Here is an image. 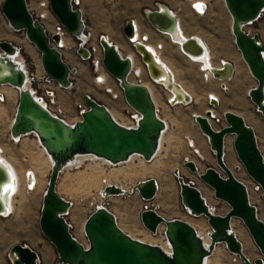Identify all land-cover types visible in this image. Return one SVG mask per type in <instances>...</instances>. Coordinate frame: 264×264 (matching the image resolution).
I'll return each mask as SVG.
<instances>
[{"label":"water","instance_id":"water-1","mask_svg":"<svg viewBox=\"0 0 264 264\" xmlns=\"http://www.w3.org/2000/svg\"><path fill=\"white\" fill-rule=\"evenodd\" d=\"M48 1L51 12L66 30L72 35L80 34L84 28L83 13L79 8H73L72 0ZM224 3L232 19L231 32L235 46L256 81V85L249 88L248 97L264 118V43L258 33H251L246 29L263 15L264 0H224ZM159 4L167 9L164 3H157ZM0 10L14 30L24 31L26 39L38 51L46 75L64 86H69V76L75 70L64 62L58 50L49 45V37L44 27L28 11L26 0H4ZM144 17L151 27L167 34L174 33L176 19L168 10H145ZM122 32L125 37H134L132 19L125 22ZM52 38L57 42L59 37L54 34ZM100 43L103 47V67L109 75L120 80L125 101L141 113L135 128L121 125L104 104L88 94L82 96L86 109L81 113V120L67 126L62 119L46 110L29 90L20 91L15 118L10 127L14 135L35 132L37 129L44 133L40 142L54 163L42 196L39 227L43 236L55 248L58 258L68 264H203L215 245L221 243L244 264H264V221L258 217L256 206L250 202L246 185L233 174L238 167L231 169L225 163V138L232 136L236 156L249 179L260 185V199L263 202L264 158L254 129L242 116L230 110L223 113V123H219V118L210 110L194 116L200 131L207 137L215 165H209L197 174L198 168L193 161L186 160L183 164L213 190L215 198L228 204V210L224 214L213 212L192 182L180 174L178 169L173 173L179 187L181 203L195 218L203 217L207 221L210 228V243L207 247L189 222L181 218L167 219L155 209L142 210L140 221L152 233L159 226H164L165 238L171 247L168 254L158 245L133 238L123 231L117 225L115 215L107 207L96 208L87 216L84 224L87 247L71 236L67 221L62 215L70 203L57 191L58 178L64 163L80 151L111 162L127 160L133 154L150 161L157 153L159 138L165 128L163 121L156 117L155 104L148 88L127 81L132 66L131 59L128 56L123 57L115 45L107 40L101 39ZM178 43L180 49L193 58H200L204 54V46L193 36ZM135 49L141 52V60L147 62L150 75L156 78V72L149 66L148 56L139 48L137 42ZM0 52L7 57L15 53V47L8 40H0ZM79 52L85 51L79 48ZM220 65L221 67L210 68L213 77L218 80L229 78L232 64L222 60ZM24 82L25 77L21 70L13 75H6L3 81L0 80V84L13 86H22ZM209 104L212 108L218 106L215 99L210 100ZM210 120L218 122L219 128L215 129ZM60 141L65 145L57 150ZM4 176H8L5 171ZM157 189V181L149 177L143 184L134 186L132 192H137L143 200H153ZM122 193L124 191L113 184L105 187L106 196ZM0 204L3 207L2 201ZM233 218L241 220L248 230L258 248L256 258L250 259L243 252L241 242L231 230ZM11 251L16 254V259L11 260L10 264H35L38 257L34 249L23 244L12 246Z\"/></svg>","mask_w":264,"mask_h":264},{"label":"rangeland","instance_id":"rangeland-1","mask_svg":"<svg viewBox=\"0 0 264 264\" xmlns=\"http://www.w3.org/2000/svg\"><path fill=\"white\" fill-rule=\"evenodd\" d=\"M157 3H164L178 16L184 35L187 37H200L206 43L208 49L210 50V56L213 63L214 61L211 49L214 56L216 58L219 57L218 62L221 59L226 61L222 58V56L233 59L234 61H241L239 59L240 53L235 46L234 38L231 32L232 19L225 7L224 0H209V7L203 14L196 13L191 8V4H189L186 0H79L77 7L82 10L86 30L91 33L94 41L98 40L102 36L109 37L111 41L120 48V51L124 56L132 55L134 57L135 62H137V64L135 63L136 68L142 71L140 67L141 61L134 54L131 45L125 40L122 28L127 20L134 19L136 24L138 23L140 26V38L143 39V36L146 37V44L152 45L159 52L156 45L161 43L162 47H164L165 44L163 42V36L154 33L153 38H149V35L145 30L146 28H149V23L144 17V11L156 10ZM247 29L251 32H257L264 43V13L257 21L250 26H247ZM167 37L170 39L169 36ZM4 39L11 40V42L21 45L20 51L22 58L27 61L31 71H35L38 64L40 66L41 62L38 51L26 38H24L22 32H15L9 29V25L0 11V40ZM171 50H173L175 53L174 56L177 57L178 60L177 68H175L176 72L170 63L161 55V51L159 54L172 68L174 75L176 76V73L178 74V78L176 76L177 80L184 85L189 94L193 97L194 102L188 106L176 105L174 107H165V104L162 105V103L158 100V97H160L161 102H164V94L159 86L151 81H144V84L148 85L152 89L157 103L162 106L161 114L163 115L161 116L169 122L170 129L168 130V133L170 135H167L165 149L159 156L160 158H156L153 161L154 163L148 162L146 164H142L143 166L141 167H143V169H140V164H137L139 163L138 161L134 164H129V166L127 164H122L121 166H126V169L123 170L124 173L121 172V174H119V179H117V181L120 185L130 189L138 183L145 181L149 177L157 179L159 189L157 190L156 196L151 203L153 206L157 207V212L167 218L184 219L196 227V229L207 233L209 230H205L203 217L192 218L184 212L180 200L179 187L175 176L173 175V170L177 168L181 170L182 175L187 177V179L189 178V180H193L195 186L200 189L201 194L207 199L208 204L212 206L216 213L224 214L228 210V204L215 198L213 190L204 184L197 175L190 173L183 165L187 158L196 163L200 172L204 171L209 165H215V158L210 150L208 140L199 130L193 119L194 114H204L206 110L212 109L208 99L210 92L208 91V93L205 94L203 91L213 88L220 95V104L216 109H214L217 111L216 118H219V123H223V113L230 110L242 116L246 120L247 124L253 127L263 158L264 118L257 112L256 107L248 97V90L250 87L255 85V79L249 74L247 67L242 61L240 64L238 63L234 76L226 83L216 80L212 74L211 78L204 79L203 72L196 70L195 64L192 60L189 58L185 60L179 55L176 45H172ZM67 54L74 55L73 52H65L64 57L66 62H70L69 64L71 66L76 67L77 72L72 77L71 88L59 90L57 92V97L63 107L65 118L70 120L72 123L77 120L80 111L79 106L84 105L82 96L88 94L95 97L100 103L105 104V106L111 109L118 120L123 123L126 122L122 99H111L110 95L104 92L103 86L94 83V74H92L88 64L77 60L75 56ZM214 65L219 66L215 63ZM238 77H240V79ZM242 78H245L243 79V82H241ZM105 81L107 80L105 79ZM237 81L240 88L237 87L234 94L233 87L237 84ZM223 83L228 87L229 91H224L221 88ZM109 84L116 88L113 80H109ZM36 85L37 83H34L33 86ZM9 88L6 89L7 97L2 93L3 96L6 97V101L4 103H0V110H2L0 113V148L2 149L4 156L11 161L25 177L26 185L25 187L22 186L23 190H21V194L16 196L14 213L8 217H0V264H10L11 248L16 244L34 247L37 251H39L42 260L40 264H52L54 257L57 256L55 248L43 236L39 227L42 195L48 182L50 166L41 151L37 139L33 136L26 137L16 145L8 142L7 130L12 125L19 98L18 91L13 88ZM170 97L171 94L168 93L167 98ZM195 100L199 103H195ZM202 105L205 107H202ZM211 123L215 129L219 128L218 122L211 121ZM232 140V136H229L226 139V163L231 169L235 166L239 167V170H234L235 177L247 186H250L252 181L245 173L243 166L236 156ZM191 142L194 143L193 148L190 146ZM196 151H198V153H196ZM23 158L27 160L23 161ZM37 160H39V162H37ZM87 163L91 166L93 165L95 169L90 165L88 166ZM35 165L38 167L40 166L44 170H37L39 181L41 183L38 182L34 190L28 191L26 175L30 168H34ZM110 169V167L102 165L101 163L94 164L90 160H86L80 168L68 171L70 174H75L78 170H85L87 173H91V176H93L91 178H94L93 180L95 185H92V188L90 187L89 189L78 187L79 184L76 182L77 179L72 177V175L67 174V171L61 172L59 175V194L72 202L68 218L73 221L74 231L77 236L80 235L79 225L84 216L92 212L95 205L98 203L100 190L105 184L110 183L111 181L108 176ZM97 170L99 171L97 172ZM143 170L145 172H143ZM134 172L136 173L134 174ZM140 173L143 175H140ZM95 174L98 177L95 176ZM124 176L125 178L123 179ZM97 183H99L98 186L96 185ZM250 201L256 206L258 213L264 216V209L261 205L262 200L256 193L250 192ZM141 204V197L136 192L132 195L112 196L107 203V207L116 214L119 227H121L125 232L137 237L138 239H146L147 241H153L157 242L156 244H160L162 242L161 236L159 234H150V232H148L141 224ZM83 225L81 223L80 226L83 227ZM233 228L240 241L244 244V251L246 255L250 259L256 258L259 253L258 248L253 242L242 221L237 218H233ZM215 256L216 257H212L213 261L211 264H223L225 261L229 260V258L227 259V257L225 258L220 255L219 250ZM235 264L244 263L238 259Z\"/></svg>","mask_w":264,"mask_h":264},{"label":"bare ground","instance_id":"bare-ground-1","mask_svg":"<svg viewBox=\"0 0 264 264\" xmlns=\"http://www.w3.org/2000/svg\"><path fill=\"white\" fill-rule=\"evenodd\" d=\"M186 1H188V2H191V4L193 5V4H197V5H200L201 7L200 8H198V9H202V8H204V2H205V0H186ZM161 4H159V5H157V9L156 10H162V9H165L166 11L168 10V13H170V14H172L174 17H175V19H176V23H175V29H174V33L173 34H167L166 32H163L162 30H158V31H160L161 33H164V34H166L167 36H169L170 37V39L175 43V45L180 49V45H179V43H178V41H180V40H182V39H186V38H188L186 35H184V33L182 32L183 30L181 29V25H180V20H179V18H178V16L170 9V7H168L167 5H165L166 7H167V9L164 7V6H160ZM83 21H84V19H83ZM9 25V24H8ZM85 25V24H84ZM133 26H134V37H133V40H134V42H137V44H139V48L143 51V53L145 54V55H147L148 56V60H149V66H150V68L152 69V70H154L155 72H156V80H158L159 81V83H163L166 87H168V88H170L172 91H173V94H171V97H172V100L173 101H176V102H182L183 104H188L189 102H194V100H193V97L189 94V92L187 91V89L184 87V85H182L178 80H177V78H176V76L174 75V72H173V70H172V68L169 66V64L168 63H166L165 61H164V59L161 57V55L159 54V52L156 50V48L155 47H153L152 45H148V44H146V42H147V38L145 37L144 39H141L140 38V32H139V30H140V26H139V24L137 23L136 24V22L134 21L133 22ZM9 27H10V25H9ZM246 29H247V27H246ZM160 33V34H161ZM193 37H195V38H197L199 41H200V43L204 46V49H205V51H204V54H202V56H200V58H193L192 56H189L188 58L190 59V60H193V61H198V63H199V65H200V67L199 68H201V69H204V68H206L204 71H205V76L206 77H212L213 76V74L211 73V70H210V68H212V67H216L215 65H214V63L212 62V58H211V56H210V50L208 49V47H207V45H206V43L200 38V37H197V36H193ZM104 39L105 40H107V42H110V43H112V44H114L115 46H116V48H117V50L119 51V53L123 56V57H125L123 54H122V52L120 51V48L114 43V42H112L111 41V39L108 37L107 39H106V36L104 37ZM145 39H146V41H145ZM69 41V39L67 38V39H65L64 40V42H65V44H67L66 42H68ZM17 51V50H16ZM67 55H70V56H73V55H71V54H67ZM128 57L131 59V63H132V66H133V69H136V70H138L139 71V73H141L142 74V71L140 70V69H138V68H136V64H135V59H134V57L132 56V55H128ZM74 58V57H73ZM75 59V58H74ZM71 60H73V59H71ZM68 61H70V60H68ZM200 61V62H199ZM70 63V62H69ZM75 63V62H74ZM73 63V64H74ZM238 64V63H237ZM236 67V66H235ZM234 67V70H237L236 68ZM242 69V68H241ZM18 70H21L22 72H23V74H24V77H25V82L23 83V85L22 86H11V85H4V83H2V85L0 86V90H1V92L4 94V95H6V97H7V91H6V89L7 88H9V87H11V88H9V89H15L16 91H18V94L20 93V91L21 90H29L30 92H33V87H32V83H31V81H30V77H29V71L27 70V68H26V66H25V64H24V59L22 58V55H21V52H19V53H15L14 55H9V56H4L3 55V52H0V80L1 81H3L4 80V77L6 76V75H13L14 74V72H16V71H18ZM211 74H212V76H211ZM245 75V74H244ZM238 76V75H237ZM100 77H101V82L100 83H104V82H106L105 81V79H106V75L105 74H103V73H101L100 74ZM241 77V76H240ZM240 77H238L239 79H240ZM243 77V76H242ZM105 78V79H104ZM236 78V77H235ZM238 79V80H239ZM243 79H245V78H242V81L241 82H243ZM107 80V79H106ZM216 80H218V79H216ZM127 81L128 82H131L132 83V81L131 80H129V79H127ZM218 81H221V82H225L224 80H218ZM236 82V81H235ZM234 82V83H235ZM152 83H154V82H152ZM240 83V82H239ZM247 83V82H246ZM155 84V83H154ZM242 84V83H241ZM145 85V84H144ZM157 85V84H156ZM108 86V85H107ZM147 88H148V90H149V92H150V94H151V97H152V100H153V102H154V104H155V106L157 107V108H159V104L157 103V101L155 100V98H154V94H153V91H152V89L148 86V85H145ZM158 86H161V87H163L162 85H158ZM242 86V85H241ZM237 87H239L240 88V86L238 85V81H237V84L233 87V90H234V94H235V91L237 90ZM221 88L224 90V91H229V89H228V87L223 83L222 84V86H221ZM239 90V89H238ZM9 92V91H8ZM210 93H209V97H208V99H209V102H210V100H212V99H215L217 102H218V105L220 104V102H219V100H221V98H220V95L218 94V92L215 90V89H213V90H210L209 91ZM238 92V91H237ZM3 96V95H2ZM33 97L37 100L38 99V96L37 95H34L33 94ZM170 97V98H171ZM237 99V98H236ZM239 99V98H238ZM4 100H5V98H4ZM235 101V100H234ZM223 102H224V100H223ZM236 102H238V101H236ZM242 102V101H241ZM195 103H199L197 100H195ZM238 103H240V102H238ZM182 104V105H183ZM188 105H190V104H188ZM236 105V104H235ZM204 105H202V107H203ZM242 106V105H241ZM240 106V107H241ZM205 107V106H204ZM211 107V106H210ZM239 107V108H240ZM212 108V107H211ZM217 108V107H216ZM216 108H212L210 111L212 112V114L215 116V117H217V111H215L214 109H216ZM107 109H108V111L110 112V114H111V116L117 121V122H119L120 124H123V125H125V123H123L122 121H120V120H118L117 118H116V116L114 115V113L111 111V109H109L108 107H107ZM257 109V108H256ZM2 112V110H0V113ZM258 112V111H257ZM259 113V112H258ZM16 114V113H15ZM261 114V113H260ZM195 115H197V114H194V116ZM156 117L159 119V118H161V120L163 121V123H164V125H165V129H169L170 128V125H169V122L166 120V119H164L161 115H158L157 113H156ZM14 118H15V115H14ZM245 120V119H244ZM13 121H14V119H13ZM63 122L67 125V126H72L74 123H72L70 120H68L67 118H64L63 119ZM210 122H211V120H210ZM245 122H246V120H245ZM13 123V122H12ZM247 123V122H246ZM212 124V123H211ZM213 126V125H212ZM214 127V126H213ZM169 131L168 130H164L162 133H161V135H160V138H159V147H158V150H157V153H156V155H155V158L153 159V160H151V161H145V160H143V158L140 156V155H138V154H133V155H131L127 160H124V161H121V162H111V161H109V160H107V159H105V158H102V157H99V156H96V155H94V154H91V153H88V152H78V153H76L74 156H72V157H70L65 163H64V166H63V168H62V172H65V171H67L66 173L67 174H70L68 171L69 170H74L75 168H80L81 167V165L84 163V161L86 162V160H90L92 163H94V164H102V165H105V166H107V167H110L111 169H110V172L108 173V176H109V179L111 180L110 181V183H107V184H113V185H115V186H118V187H120L123 191H124V193H122V194H120V195H132V194H135L136 192L134 191V192H132V189H133V187L132 188H130V189H128V188H126V187H124L123 185H120L119 183H118V181H117V179H119L118 178V176H119V174H121V172H123V170H125L126 169V166L125 167H123V166H121L122 164H127L128 166H129V164H131V163H135L136 161H138L139 163H137L139 166H140V169H143V167H141V166H143L142 164H146V163H151V162H153L156 158L158 159V157L161 155V153H163V151H164V149H165V142H166V139H167V135L169 134L168 133ZM44 133H43V131H41V130H39V129H37L35 132L33 131V132H31V133H29V134H24L25 136L23 137V139H25L26 137H29V136H33L34 138H36L37 139V142H38V144H39V146H40V148H41V151L43 152V154H44V156L46 157V160L48 161V163H49V166H50V170H51V168L53 167V159L51 158V156L47 153V151H46V149L44 148V146L41 144V142H40V138L42 137V135H43ZM203 134V133H202ZM170 135V134H169ZM204 135V134H203ZM205 136V135H204ZM206 137V136H205ZM229 136H227L226 138H225V143H224V160H225V163H226V159H225V157H226V153H225V150H226V139L228 138ZM207 138V137H206ZM22 139V140H23ZM169 140V139H168ZM64 142H59L58 143V145H57V147H56V149L57 150H60V148L61 147H64ZM190 146H191V148H193L194 147V143L193 142H191V144H190ZM196 153H198V151H196ZM172 157V156H171ZM160 158V157H159ZM45 160V161H46ZM186 160H190L189 158H187ZM0 161H2L3 162V164H2V166H0V173L2 174V177L0 178V182L1 181H4V183H1L0 184V201H2L3 203H4V205H3V207L1 206V204H0V211L2 212V213H4V216L5 217H8V216H10L12 213H14V210H15V205H16V196L17 195H20L21 194V190H23L22 189V186H24L25 187V177L22 175V173L14 166V164L11 162V161H9L5 156H4V154L2 153V149L0 148ZM47 161H46V163H47ZM192 161V160H191ZM37 162H39V160H37ZM36 162V163H37ZM42 162V161H41ZM194 162V161H193ZM44 163V162H43ZM154 163V162H153ZM152 163V164H153ZM157 163V162H156ZM195 163V162H194ZM35 164V163H34ZM38 164V163H37ZM42 164V163H41ZM88 164V163H87ZM13 165V166H12ZM39 165H40V163H39ZM44 165H45V163H44ZM90 164H88V166H89ZM195 165H196V163H195ZM226 165L228 166V164L226 163ZM36 166V165H35ZM35 166H34V168H30V170L28 171V173H27V175H26V177H27V188H28V190H34L35 188H36V186H37V184H38V182L39 183H41L40 181H39V177H38V172H37V170L39 171V169H40V171H41V167L39 166H36V169H35ZM91 166V165H90ZM118 166H120V167H118ZM156 166V165H155ZM197 166V165H196ZM32 167V166H31ZM38 167V168H37ZM44 167V166H43ZM91 167H93V165L91 166ZM90 167V168H91ZM147 167V166H146ZM229 167V166H228ZM45 168V167H44ZM94 168V167H93ZM98 168V167H97ZM145 168V167H144ZM197 168H198V166H197ZM230 168V167H229ZM95 169V168H94ZM240 168L238 167V169L237 170H239ZM43 170V169H42ZM179 171H180V174H182L181 173V170L180 169H178ZM4 171L7 173V177H5L4 176ZM44 171V170H43ZM42 171V172H43ZM99 170H97V172H98ZM134 171V170H133ZM164 171V170H163ZM104 172V171H103ZM141 172V171H140ZM143 172H145L144 170H143ZM150 172V171H149ZM152 172V171H151ZM40 173V172H39ZM93 173V172H92ZM124 173V172H123ZM136 172H134V174H135ZM153 173V172H152ZM191 173V172H190ZM199 173H201L200 172V170H199V168H198V170H197V174H199ZM104 174V173H103ZM129 174V173H128ZM127 174V175H128ZM151 174V173H150ZM233 174L235 175V173H234V171H233ZM70 175H72V177H74V178H76L77 179V184H79L78 185V187H81V188H83V189H85V188H92V185L94 186L95 184H94V178L92 179L91 177H93V176H91V173H87L85 170H78L75 174H70ZM132 175V174H131ZM140 175H143V174H141L140 173ZM196 175V174H195ZM95 176H97L96 174H95ZM144 176H145V174H144ZM184 176V175H183ZM71 177V178H72ZM98 177V176H97ZM106 177V176H105ZM185 177V176H184ZM121 178V177H120ZM125 178V176L123 177V179ZM186 178V177H185ZM237 178V177H236ZM62 179V178H61ZM155 179V178H154ZM73 180V179H72ZM71 180V181H72ZM127 180V179H126ZM156 180V179H155ZM62 181V180H61ZM121 181V180H120ZM96 182V181H95ZM145 181H142V182H140V184H143ZM66 183V182H65ZM75 183V182H74ZM101 183V182H100ZM98 184L99 183H97L96 185L98 186ZM139 184V183H138ZM157 185H158V189H159V183H158V181H157ZM96 186V187H97ZM136 186V185H135ZM74 187V186H73ZM100 187V186H99ZM71 189H72V187H71ZM81 190V189H80ZM131 190V191H130ZM57 191H58V193H60L59 192V190H58V183H57ZM67 191H69V190H67ZM85 191V190H84ZM70 193H71V191H70ZM75 193V192H74ZM83 193V192H82ZM76 194H78V193H76ZM202 195V194H201ZM105 196H106V194H105ZM202 197H203V195H202ZM204 199H205V202L208 204V202H207V199L205 198V197H203ZM101 199H102V196L100 195V201H101ZM111 199V197H109V199L108 200H110ZM209 205V204H208ZM209 207H210V209L213 211V212H215L214 211V209L212 208V206L211 205H209ZM108 208V207H107ZM109 209V208H108ZM110 210V209H109ZM216 213V212H215ZM83 223V222H82ZM116 223H117V225L119 226V224H118V221H117V217H116ZM81 225V224H80ZM83 225V224H82ZM192 225V224H191ZM193 226V225H192ZM194 227V226H193ZM121 228V227H120ZM160 228H163L162 226L160 227ZM194 228H196V227H194ZM122 229V228H121ZM123 230V229H122ZM197 230V232H198V234L201 236V240H202V242H203V244L207 247L208 245H209V243H210V237H209V231L207 232V233H205V232H203V231H201V230H198V229H196ZM231 230H232V232L233 233H235V235L237 236V238H238V235H237V233H236V231L234 230V228H233V219L231 220ZM124 231V230H123ZM149 232V231H148ZM129 235H131V234H129ZM133 238H136V239H138L137 237H135V236H133V235H131ZM161 236V235H160ZM161 238H162V242L160 243V244H156L157 242H153V241H147L146 239H139V240H141V241H144V242H148V243H151V244H156V245H158L159 247H160V249L164 252V253H166V254H168L169 252H171V247H170V245L168 244V242H167V240H166V238L164 237V236H161ZM153 240V239H152ZM238 240L240 241V239L238 238ZM83 241H84V239H83ZM241 242V241H240ZM241 245H242V249H243V252L245 253V251H244V244L241 242ZM219 249H218V247L217 246H215V248H214V252H213V256L214 257H216L215 255L217 254V251H218ZM245 255H246V253H245ZM212 256V257H213ZM247 256V255H246ZM248 257V256H247ZM10 258H11V260L12 261H14L15 259H16V254L15 253H13L12 251L10 252ZM213 261V258H209V257H207L206 259H205V261H204V264H211V262ZM240 261H242L241 259H240Z\"/></svg>","mask_w":264,"mask_h":264},{"label":"built area","instance_id":"built-area-1","mask_svg":"<svg viewBox=\"0 0 264 264\" xmlns=\"http://www.w3.org/2000/svg\"><path fill=\"white\" fill-rule=\"evenodd\" d=\"M3 1L4 0H0V7H1V4H2ZM208 1L209 0H205L204 8H202V9H198L195 6V4L191 5V8L196 13L203 14V13H205L207 11V9L209 7ZM71 4H72L73 8H79V7H77V5L79 4V0H72ZM26 5H27L28 11L32 15V17L34 19H37L42 24V26L44 27V30H45L47 36L49 37V45L51 47H53L54 49L59 51V53L61 54V57L64 60V62H66L65 57H64L65 56V52H73V54H74L73 56H75L77 58V60H79L81 62H85V63L88 64L92 74H94V78H93L94 83L103 86L104 92L106 94L110 95L111 99H115V100L119 99V98L122 99L123 104H124L123 111L125 113L126 122H124L125 125H123V124H121V125H123V126H125L127 128H135L137 126L138 122H139V119L141 118V113L139 111L135 110L134 108H132L125 101L124 96H123V92H122V87L120 85V80L119 79H115L111 75H109L107 73V71L105 70V68L103 67V65H102L103 47H102V45L100 43V40L104 39L105 36H102L98 40L94 41L92 36H91V33L87 32V30H86L85 21H83V23L85 25H84V28H83V30L81 31L80 34H78V35L77 34H74V35L70 34L66 30V28L57 20V18L51 12L48 0H26ZM132 22H134V19H132ZM9 29L11 31H15V32H22L23 35H24V38H26V36L24 34V31H22V30H14L11 26L9 27ZM153 29H154L155 32L161 33L156 28H153ZM54 34L58 35V37H59L57 42H55V40L52 38V36ZM67 38L69 39V41L66 42L67 44H65L64 40L67 39ZM107 38L108 37H106V39ZM144 38L145 37L143 36V39ZM125 40L131 45V48H132L134 54L141 61V66L140 67L142 69V74H141V73H139L138 70L133 69V66H131V70H130L129 74L127 75V79L131 80L132 83H134V84H139V85H143V86H145L144 85V81L148 80V81L154 82L157 85H162L163 89L167 90L169 92V94H172L173 92L171 90H169L163 83L162 84L159 83V81L156 80V78H153L150 75L147 62L141 60V56H142L141 52H139L138 50L135 49V42L133 40V37H125ZM145 41H146V39H145ZM149 41H151V40H149ZM11 43H13V45L15 47V53L16 52L17 53L21 52L20 51L21 50V45L16 44L15 42H11ZM156 46H157V49L160 52L161 48H162L161 43H158ZM79 48L83 49L85 52L84 53L79 52ZM183 53L186 56H188V57L190 56L189 54H187L185 52H183ZM125 57H127V56H125ZM263 57H264V53H263ZM66 63L71 68H73L75 70V72L73 74H70V76H69V81H70V85L69 86H64L63 84L57 82L56 80L49 78L46 75V73L44 72V70H43V68L41 66V63H40V66H39V64H38V66H36L35 71H31L29 69V65H28L27 61L24 59V64H25L27 70L29 71V74H30L29 77H30V81H31L32 87H33V92H31V94L32 95L33 94L37 95L38 96L37 101L46 110H48L52 115H54V116H56V117H58V118H60L62 120L65 118L64 110H63V107L61 106V104L59 102L58 97H57V92L59 90H66V89L71 88V86H72V77L77 72V69H76L75 66H71L68 62H66ZM219 67H221V66H219ZM101 73H104L106 75L107 81L104 82V83H100L102 81L101 77H100ZM109 80H113L114 81V84L116 85V88H114L113 86H111L109 84ZM34 83H37V85L33 86ZM1 85L2 84H0V86ZM4 85H10V84H4ZM11 86H13V85H11ZM2 95L3 94H2V92L0 90V103H4L6 101V100H4V98H6V97L2 96ZM166 103L170 107L175 106V105H182L183 104L182 102H173L172 101V97L168 98ZM183 105H186V104H183ZM79 108H80V111H79V115L77 117V119H78L77 121L81 120V113L86 109V106H85V104L84 105H80ZM155 108H156V106H155ZM193 119H194V116H193ZM164 130H165V128H164ZM29 133H31V132H28L26 134H29ZM24 136L25 135L23 133H19L17 135L12 134L11 131H10V128L7 130V140H8V142L10 144L16 145V144L20 143ZM26 160L27 159L23 158V161H26ZM174 170H173V173H174ZM61 172H62V170H61ZM189 181L194 184L193 180H189ZM107 185H109V184H105L103 186V188L100 190L99 194L102 196V199L100 201V196H99V201L95 205L94 210L96 208H99V207H107V203L109 201L108 200L109 197L118 196V195H107V196H105V187ZM246 187H247V191H248L249 200H250V192L256 193L259 198L261 197V188H260L259 184L255 183V182H251L250 186L246 185ZM66 200L69 201L70 206L65 212L62 213V215L65 217V219L67 221V224L69 226V232H70L71 236L74 239H76L81 244H83V246L87 247L88 244H87V238H86V234H85V230H84V225H83V227H81L79 225L80 235L77 236V234L74 231V223H73V221L71 219H68V216H69V213H70V210H71V207H72V202L69 199H66ZM141 200H142L141 211L145 210V209H155L157 211V207L153 206L151 204L153 200H143V199H141ZM182 208H183L184 212L187 215H189L192 218H195L193 215H191V212L189 211V209L187 207H185L183 204H182ZM90 213H88V215ZM88 215L84 216V218L82 220L83 223L81 222L82 224H85V221H86V218H87ZM0 217H5L4 213L0 212ZM160 227L161 226H159L157 228L155 233L150 232V234H152V235L159 234V235L165 237V232H164L165 228H164V226H163V228H160ZM197 234H198V232H197ZM83 239H84V241H83ZM222 246H223V249L226 252H228V254H229V260L227 262L225 261V263H223V264H235L237 262V260L239 259L238 256L233 254V253H230L227 250V247H226L225 244H222ZM36 252L39 253L38 251H36ZM213 252H214V250L207 257L211 258V256L213 255ZM207 257H205V259ZM205 259H204V261H205ZM204 261H203V264H204ZM40 263H41V259H40L39 254H38V257L36 258L35 264H40ZM52 264H68V263L61 261L58 258V256H56V258L53 260Z\"/></svg>","mask_w":264,"mask_h":264},{"label":"crops","instance_id":"crops-1","mask_svg":"<svg viewBox=\"0 0 264 264\" xmlns=\"http://www.w3.org/2000/svg\"><path fill=\"white\" fill-rule=\"evenodd\" d=\"M188 2V1H187ZM189 4H191V2H189ZM192 5V4H191ZM190 5V6H191ZM259 19V18H258ZM257 19V20H258ZM180 20V19H179ZM256 20V21H257ZM254 23V22H253ZM252 23V24H253ZM149 26V28H146L145 30H146V32H147V34L149 35V38H153V36H154V33H157V32H155L154 31V29L150 26V25H148ZM247 31L248 32H251L250 30H248L247 29ZM251 33H257V32H251ZM158 35H161V36H163V42H164V47H162V49H161V55L170 63V65L172 66V68L174 69V71L176 72V70H175V68H177V65H178V60H177V57H175L174 56V52H173V50H171V46L172 45H175V43L172 41V40H170L167 36H166V34H164V33H157ZM259 37H260V35H259ZM5 40V39H4ZM260 40H261V42L263 43V40L260 38ZM8 41H10L11 42V40H8ZM153 42V41H152ZM176 48H177V51H178V53H179V55L181 56V57H183L185 60L186 59H188V56H186L183 52H182V50L181 49H179L177 46H176ZM210 49H211V47H210ZM211 52H212V55H213V61H214V63L215 64H217V65H219L220 66V61L222 60H220L219 62H218V60H219V57L218 58H216L215 56H214V54H213V51H212V49H211ZM240 58V60L245 64V66L247 67V65H246V63L244 62V60H243V58H242V56H241V54H240V56H239ZM222 58H224L226 61H228V62H230L231 64H232V74H231V76L229 77V78H226V79H223L226 83H227V81L228 80H230L233 76H234V74H235V70H234V67L235 68H237V63H241V61H234L233 59H230V58H228V57H225V56H222ZM224 61V60H223ZM192 62L195 64V67H196V70H198L199 72H203V78L204 79H209L210 77H206L205 75V69L206 68H204V69H200L199 68V63H198V61H193L192 60ZM200 62V61H199ZM136 64H137V62H135ZM219 66H216V67H219ZM247 69H248V67H247ZM248 72H249V74L251 75V73H250V71H249V69H248ZM176 76H177V78H178V74L176 73ZM252 76V75H251ZM253 77V76H252ZM255 85H256V81H255ZM254 85V86H255ZM253 87V86H252ZM159 88L162 90V92H163V94H164V102H161V98L160 97H158V100H159V102L160 103H162V105H164L165 107H169L168 105H167V95H168V91L167 90H165V89H163V88H161L160 86H159ZM251 88V87H250ZM210 90H213V88H209V89H206L205 91H203V92H205V94H207L208 93V91H210ZM199 92H200V90H199ZM93 98H95V97H93ZM96 99V98H95ZM97 101H99L98 99H96ZM188 104H192V102H189ZM188 104H186V105H183V106H188ZM176 106V105H175ZM172 107H174V106H172ZM161 108H162V106H161V104L159 105V108H157L156 107V113L158 114V115H163V114H161ZM233 112V111H232ZM205 113V112H204ZM161 119V118H160ZM78 120V119H77ZM77 120H75V122L77 121ZM198 126V125H197ZM252 127V126H251ZM199 128V127H198ZM253 128V127H252ZM170 129V128H169ZM168 128L167 129H165V131L166 130H169ZM200 130V129H199ZM255 132V131H254ZM255 135H256V133H255ZM256 138H257V136H256ZM257 142H258V139H257ZM258 146H259V144H258ZM260 149V148H259ZM155 158V156L151 159V160H153ZM150 160V161H151ZM186 179H187V177H186ZM187 180H189V178L187 179ZM156 181H157V179H156ZM194 185H195V183H194ZM197 187V186H196ZM198 188V187H197ZM199 189V188H198ZM200 190V189H199ZM201 192V191H200ZM43 196V195H42ZM261 205H262V207H263V209H264V203L261 201ZM114 215H115V217H117L116 216V214L112 211V210H110ZM159 213V212H158ZM159 214H161V213H159ZM217 214H219V213H217ZM257 215H258V217L260 218V219H262L263 221H264V216H262V215H260L259 213H258V210H257ZM163 216V215H162ZM163 217H165V216H163ZM165 218H167V217H165ZM69 219V218H68ZM167 219H170V218H167ZM203 224H204V226H205V230H209L210 228H209V226H208V224H207V221H206V219L205 218H203ZM196 229V228H195ZM197 231V230H196ZM217 247H218V249H219V251H220V255H222V256H224L225 258L227 257V259L229 258V254H228V252H226L224 249H223V246H222V244H217L216 245ZM28 247H30V248H32V249H34V250H36L34 247H31V246H28ZM37 251V250H36ZM39 252V251H38ZM39 254V253H38ZM213 256V255H212ZM212 256H211V258H212ZM39 257H40V254H39ZM56 258V256L54 257V259ZM40 259H41V257H40ZM53 259V260H54ZM42 261V260H41ZM228 261V260H227ZM226 261V262H227ZM53 263V262H52ZM225 263V262H224Z\"/></svg>","mask_w":264,"mask_h":264},{"label":"snow or ice","instance_id":"snow-or-ice-1","mask_svg":"<svg viewBox=\"0 0 264 264\" xmlns=\"http://www.w3.org/2000/svg\"><path fill=\"white\" fill-rule=\"evenodd\" d=\"M197 8H200L201 6L200 5H195ZM3 162L0 161V166H2Z\"/></svg>","mask_w":264,"mask_h":264}]
</instances>
